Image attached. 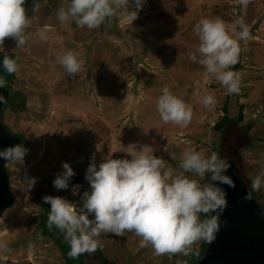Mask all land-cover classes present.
<instances>
[{"label": "rangeland", "instance_id": "rangeland-1", "mask_svg": "<svg viewBox=\"0 0 264 264\" xmlns=\"http://www.w3.org/2000/svg\"><path fill=\"white\" fill-rule=\"evenodd\" d=\"M67 2L68 0H40L35 12L32 8L25 9L31 25L26 29V46L15 47V40L11 37L5 38L3 44H0L1 52L13 53L14 58L17 59L16 76L10 85L27 96L25 111L6 108L2 112V121L15 135L22 136L23 145L27 149L23 161L7 162V171L11 176L10 187L16 200L0 217V241L6 242L7 245L6 250H0V259L3 262L75 264L83 261L84 264H89V253L85 255H88L86 261L83 260L85 253L81 254V258L69 257L67 254L69 249L63 234L55 227L51 229L47 227L50 205L44 202L43 197L61 196L77 204L80 203V195L89 185L85 179L83 182H77L75 178H84L90 160L95 155L97 157L93 149L96 143L110 148L117 145L128 146L133 142L150 145L154 148V154L164 159L167 167L175 170L180 155L188 148L203 150L206 155L216 150L221 132L215 128V124L224 116V107H227L228 113L232 115L242 112L243 118L240 124L253 137L252 145L241 148L243 170L254 177L264 171V0H247V3H243L242 0H229L223 6L214 9L205 8L201 17L183 23V38H187L184 35L189 34L194 40L180 43L187 48V54H183L181 58L182 70L175 74L155 76V89L148 92V96L144 95L143 91L124 88L126 78L130 77L131 80V77L135 76L131 75V71L126 73L127 68L139 67L141 60L126 55L133 56L131 48L139 51L141 46L146 47L147 43L136 44L128 41L126 26L116 19L117 14L95 29L77 27L71 21L61 25L57 21L56 11L61 6L66 7ZM37 14L40 20L36 19ZM203 17L221 18L230 31L233 30V21L237 18H241L248 27L249 38L246 42H240L238 56L240 68L235 70L240 74V90L237 94H227L214 77L209 76L202 66L189 59V54H195V47L198 45L193 27ZM45 23L51 25L40 26ZM156 27L154 24L146 31L155 35ZM39 29L44 33L43 38L39 32L33 31ZM138 30L139 33H145L144 27ZM111 32L119 33L117 44L110 42ZM39 35L42 41V43L40 41L41 49L37 47ZM149 44L154 42L150 41ZM188 44L191 45L188 47ZM113 45H116L119 55L114 63L121 68L117 91L110 90L108 78L105 77V70L111 64L109 54L111 55ZM67 50L78 52L80 59L83 60L82 71L77 76L69 77L56 63V56ZM41 54L43 57L38 58ZM46 55L49 58H46ZM198 66L200 71L196 73L194 68ZM99 68H101V76L105 78L100 85L98 80L95 81ZM136 78L135 82H139L140 75ZM164 86L191 106L193 116L187 126L160 120L155 102L160 95V89ZM99 89L103 90L105 95L102 104L97 99V103L89 101V97L100 92ZM127 92L132 98L143 97V99L135 104L133 99L131 101L125 99ZM110 93H112V101H110ZM205 94L214 96L216 100L214 108L210 109L200 103ZM68 97L74 102L70 104ZM133 109H136L139 115L138 122L133 121ZM237 141L238 138L231 132L228 133L223 156L230 155L227 158L234 159L237 144L242 143L240 139L239 142ZM83 150L87 153L83 154ZM89 151L91 152L88 154ZM169 153L175 155L176 159L171 160ZM99 155L102 159L107 154ZM115 156L125 157L124 154ZM62 162H68L75 175L70 179L68 189L57 190L52 182L62 171ZM84 164H86L85 168H83ZM26 176L36 178L34 186L28 190L24 186ZM247 177L248 174L245 179ZM207 179L206 176L201 182H206ZM249 182L250 179L247 180L248 187ZM73 185H80L75 195L72 191ZM249 190L252 193L250 188ZM259 191L264 196V188ZM253 196L258 202L261 200L259 196L256 197L254 194ZM262 208L264 211V207ZM42 229L54 232L55 237L61 241L58 245L59 249L56 245L58 243H54L55 240L51 235H37V231ZM100 236L97 238L98 241ZM107 238L108 236L103 237L104 240ZM132 239L128 243L124 234L115 235L117 243L114 249L110 240L107 244L105 241L99 242L102 247L99 244L98 247L106 260L110 261L112 258L116 261L117 254L118 256L122 254L123 251L120 249L125 246L124 253H131L128 254L130 264H137V258L132 252L139 246V237H136V240ZM195 245L197 243L192 245L190 254L195 252ZM203 250L201 253L204 252ZM142 252L147 260L145 263L141 261L144 264H187L190 255L166 254V257L161 259L163 255H156L152 248L146 246ZM198 259H194L191 264H195ZM90 264H96L95 260L93 259Z\"/></svg>", "mask_w": 264, "mask_h": 264}, {"label": "clouds", "instance_id": "clouds-1", "mask_svg": "<svg viewBox=\"0 0 264 264\" xmlns=\"http://www.w3.org/2000/svg\"><path fill=\"white\" fill-rule=\"evenodd\" d=\"M146 0H68L67 6L56 11L57 21L64 25L71 21L77 27L95 29L116 9L128 11L132 21ZM247 3V0H242ZM25 0H0V44L5 38L15 40V47L27 44L26 29L30 17L26 14ZM39 5L33 0L32 11ZM239 29L235 31L234 29ZM232 31L219 17H203L193 31L198 38L195 54L189 59L203 67L204 71L222 86L227 94L240 90V74L233 71L238 62L240 42L247 41L249 30L241 18L233 21ZM43 38V33H40ZM56 63L69 76L82 71L83 60L78 52L67 50L56 56ZM0 68L8 74L17 71V59L4 56ZM0 78V87H4ZM195 94V93H194ZM133 98L127 92L126 98ZM0 95V103H5ZM156 111L161 121L187 126L193 112L182 98L173 94L167 86L160 89L156 99ZM205 107L214 108L213 95L205 94L201 100ZM99 145V144H98ZM96 145V151L100 148ZM124 158H114L110 152L97 164L90 160L84 179L89 187L80 195L77 204L61 196L46 195L50 205L47 227H55L63 234L68 246V256L77 258L83 253L96 251L101 233L120 236L131 232L140 237L141 247L151 245L156 255L180 253L188 256L197 241L211 242L221 229V216L227 207V193L222 185L234 188L228 169L230 164L215 151L188 148L180 155L177 169L167 167L164 159L154 154L150 145L129 143ZM27 149L17 144L0 150V159L6 162L23 161ZM117 152V151H116ZM170 159L175 155L169 153ZM53 186L57 190L68 189L75 172L68 162H62ZM206 182H201L205 177ZM35 177H25L24 186L30 189ZM250 187L253 191L264 188V171L257 174ZM80 185H73L75 195ZM247 195L245 199H247ZM6 242L0 241V250H6Z\"/></svg>", "mask_w": 264, "mask_h": 264}, {"label": "crops", "instance_id": "crops-1", "mask_svg": "<svg viewBox=\"0 0 264 264\" xmlns=\"http://www.w3.org/2000/svg\"><path fill=\"white\" fill-rule=\"evenodd\" d=\"M228 1L229 0H146V2L143 4V7L138 11V15H137L136 19L133 21H132L131 16L129 15V12L131 11V4H129L128 11H125L124 9H116L114 11L113 15L117 14L116 19H118L120 21V23L123 22V24L126 26V38L128 39V41H132L133 43H136V44L138 42L147 43L146 44L147 46L146 47L141 46V49L139 51H136L134 48H131L133 50L132 51L133 56H132V54L126 55L128 57L131 56L130 58L135 57V58L141 59V60H140V63L138 65L139 67H136V68L133 67L132 69L127 68L126 73H128V71H131V75H133V76L135 75L134 76L135 80H134V77H131V80H130V77L126 78L127 80H126L124 88L126 90L132 89L133 91H143L144 95L148 96L149 94H147V93L150 91H153L155 89L154 88L155 76H160L163 74L165 75L168 73H170V74L174 73L175 74L176 72L181 71L182 70L181 58H182L183 54L184 55L187 54V52H186L187 48L180 45V43L182 41H188L189 42V41L194 40V39H191V37H193V36H190L189 34L184 35L187 38H183L184 33L182 32V24L187 23L194 18L201 17V14L203 13V10L205 11V8L214 9V8L223 6ZM113 15L110 19L114 18ZM36 17H37L36 18L37 20H40L38 14ZM110 19H108V20H110ZM105 21H107V20H105ZM155 21H157V23H155ZM33 24H36V22H33ZM154 24H156V26H157L156 27L157 32L155 35L152 34L151 32L146 31V29L148 27H152ZM48 25H51V24H47V23L40 24V26H48ZM30 26L31 25H29L28 27H30ZM143 27L145 28V33H143V32L139 33L138 28H143ZM33 31H34V33H37V32L43 33L42 30H40V29L39 30H33ZM118 35H119V33H117V32H115V33L111 32L110 36H109L110 42L111 43L116 42V44H117L118 40H119ZM40 41L41 40H40V35H39V40L37 39V42H38L37 47H39V49H41ZM150 41L154 42V44H149ZM41 43H42V41H41ZM163 43H164V45H163ZM190 45L188 44V47ZM134 47H136V46H134ZM127 52L128 51L126 50V54H127ZM40 57L42 58L43 54L38 56V58H40ZM45 57L49 58L47 55ZM109 57L111 59V61H110L111 64H110L109 68H107L105 70V77L108 78L110 90L111 91H117L118 83H119L118 75L120 73L119 71H121V68L118 67V64L114 63V60L119 58L116 45L115 46L113 45V47H111V55L109 54ZM194 69L197 73L200 71V66H198ZM98 71H97L98 73L95 72L97 75V78L95 79V81L98 80L99 85H100V84H103L102 82L105 81V78H103L101 76V74H102L101 68H99ZM138 75H140V81L135 82L137 80L136 77ZM99 91L100 92L89 97V101H91V102L95 101V103H97L96 102V99H97V100H100L101 102H99V103L102 104V99L105 98V95L103 94V90L99 89ZM26 98H27V96H26ZM70 98L71 97H68L67 100L71 104L74 101L72 98L71 99ZM111 98H112V93H110V101H112ZM142 99H143V97H140V98L139 97H133V100H134L133 102L135 104H137V103H140ZM143 102H144V100H143ZM133 111H134V114L132 115L133 121L138 122L140 119L139 115L136 113V109H133ZM133 132H136V131H133ZM96 145H98V144L96 143L95 147L93 148L94 154H97V157H96V155L94 157V160L96 163H97V161L100 162L101 156L99 154H101V153L108 154L109 151L115 152L112 154L114 158H118L115 156L116 154H124L125 157L127 156L126 153L118 151V150H124V147H127V146H118L117 145L115 147L110 148V147H105L103 145H98V147L100 148V151H96ZM90 152L91 151H89L88 154ZM118 152H120V153H118ZM84 153H87V151L83 150V154ZM85 167H86V164H84L83 168H85ZM242 172H243L245 177H246V174H248L247 180L250 179L249 188L251 189L250 184H251V180L254 178V176L250 175L248 171L245 172L243 170ZM81 179L83 182L84 178L81 177ZM10 180H11V176H10ZM78 182H81V181H78ZM252 193L256 197L259 196L261 198V200L259 199L260 200L259 203L262 207H264V196L261 195L260 191L259 190L258 191L252 190ZM45 231L54 234V232L52 230H45ZM37 233H38V231H37ZM130 234H132V235L130 236ZM40 235L48 236L51 234H40ZM124 235H125L126 242H128V243L135 236V234H133L131 232H125ZM106 236H108V238L104 240L103 237H106ZM136 237L137 236H135L132 240H136ZM99 240H100L99 242L105 241L106 244L109 243L108 240H110V242L112 241L113 242V249L115 247V244L117 243L115 240V235L112 233H108V234H104V235H103V233H101ZM139 240H140V237H139ZM118 242H121V241H118ZM54 243H56V241ZM195 243H197V245H195V248H194L195 252L194 253H197V254L201 253V251L203 250L202 246H203L204 241H198ZM56 245H57V248L59 249L58 244H56ZM99 245L101 246L100 243H99ZM144 247H141L140 243H139V246L134 248V250L132 252L134 254V256H136V258H137V264H144L145 262H147L146 258H144L145 256H143V252H142ZM146 247L152 248L150 244L146 245ZM97 248L102 252L100 247H97ZM125 249H126L125 246H123V248L120 249L121 251H123V253L120 254L119 256L117 254L116 261L111 258L110 262H112L113 264H130L129 257H128V254L130 252L124 253ZM139 253H141V255ZM59 254H60V252H59ZM92 254L93 255H91V253L89 254L90 262L93 261V259H94L96 264H98L97 259H96V258H98L97 255L94 252ZM165 255L166 254H164L161 257V259L166 257ZM84 261H86V259ZM141 261H143L144 263ZM90 262H89V264H90ZM101 263L103 264V262H101ZM79 264H84V263L82 262Z\"/></svg>", "mask_w": 264, "mask_h": 264}, {"label": "water", "instance_id": "water-1", "mask_svg": "<svg viewBox=\"0 0 264 264\" xmlns=\"http://www.w3.org/2000/svg\"><path fill=\"white\" fill-rule=\"evenodd\" d=\"M6 102L0 103V150L22 143V138L10 131L2 121V111L11 98V90L0 87ZM228 175L234 188L222 185L227 193V207L221 216V229L208 242L195 264H264V211L250 192L240 166L233 158H226ZM247 195V199L245 196ZM11 191L7 162L0 159V217L15 203Z\"/></svg>", "mask_w": 264, "mask_h": 264}, {"label": "trees", "instance_id": "trees-1", "mask_svg": "<svg viewBox=\"0 0 264 264\" xmlns=\"http://www.w3.org/2000/svg\"><path fill=\"white\" fill-rule=\"evenodd\" d=\"M111 17L106 18V20L110 19ZM4 56L14 58L15 55L13 53L5 54V53L0 51V60H2ZM239 66H240V63L238 61L234 66V71L237 70L238 68H240ZM15 76H16L15 73L8 74L3 70V68H0V77H2L4 82H5L4 86L8 87L11 90V98H10L9 102L4 106L3 110L6 108H9L13 111L22 112V111H25L27 109V98L22 91L13 88L10 85V82H12L15 79ZM224 112H225L224 116L215 124V128L221 132V139L217 143L215 151L220 156L225 155V151L223 150L224 143L226 142V138H227L228 133L231 132L234 137L238 138L237 142H239V139H240V142H242L241 144H237V150H236L237 152H236V155L234 156V160L238 163V165L240 166L241 172H242L244 164H242L243 156L241 154V148L246 146V145H252L253 144V137L251 135H249L248 131L240 124V121L243 118V114L241 111L237 112L235 115H232V114L228 113L227 107H224ZM6 127L10 130V128L7 125H6ZM19 136L22 138L21 135H19ZM22 143H23V138H22ZM227 157H230V155L223 156V158H225V159ZM241 166H242V168H241ZM242 174H243V172H242ZM243 176H244V174H243ZM244 178H246V177L244 176ZM245 180L247 182V179H245ZM75 181H77V182L82 181V179L81 178H75ZM40 223H42V222H40ZM37 234L38 235H40V234H51L53 236L54 240L58 243V245L61 243V241H59L58 238L55 237V234L49 233L43 229L38 231ZM207 243L208 242L203 243L204 249H205ZM94 253L98 257V258H96L98 264H102L101 262H103V264H113L112 262L106 260V258L102 255V252L98 248L96 249V251ZM86 254L87 253H85L83 255V260H85V258H87L88 255L85 256ZM202 254H203V252L198 253V254L197 253L190 254L188 256L187 264H191L194 259L200 258L202 256ZM65 255H67V254H65ZM91 255H93V254L91 253ZM77 258H81V255L78 256ZM0 264H16V263H12V262H8V261L3 262L0 259ZM22 264H24V263H22Z\"/></svg>", "mask_w": 264, "mask_h": 264}, {"label": "flooded vegetation", "instance_id": "flooded-vegetation-1", "mask_svg": "<svg viewBox=\"0 0 264 264\" xmlns=\"http://www.w3.org/2000/svg\"><path fill=\"white\" fill-rule=\"evenodd\" d=\"M36 3L39 4L40 0H36ZM32 6H33V0H25V4H24L25 9H31Z\"/></svg>", "mask_w": 264, "mask_h": 264}]
</instances>
